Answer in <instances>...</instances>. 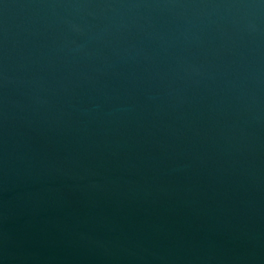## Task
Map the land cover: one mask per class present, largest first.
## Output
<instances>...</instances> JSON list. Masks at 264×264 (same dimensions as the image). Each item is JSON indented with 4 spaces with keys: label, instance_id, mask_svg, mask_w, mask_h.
I'll list each match as a JSON object with an SVG mask.
<instances>
[{
    "label": "water",
    "instance_id": "water-1",
    "mask_svg": "<svg viewBox=\"0 0 264 264\" xmlns=\"http://www.w3.org/2000/svg\"><path fill=\"white\" fill-rule=\"evenodd\" d=\"M0 264H264V0H0Z\"/></svg>",
    "mask_w": 264,
    "mask_h": 264
}]
</instances>
